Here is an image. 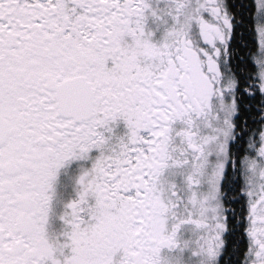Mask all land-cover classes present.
<instances>
[{
    "label": "snow or ice",
    "instance_id": "6c2138e0",
    "mask_svg": "<svg viewBox=\"0 0 264 264\" xmlns=\"http://www.w3.org/2000/svg\"><path fill=\"white\" fill-rule=\"evenodd\" d=\"M0 264H264V0H0Z\"/></svg>",
    "mask_w": 264,
    "mask_h": 264
}]
</instances>
